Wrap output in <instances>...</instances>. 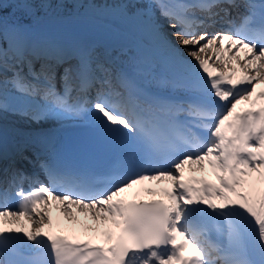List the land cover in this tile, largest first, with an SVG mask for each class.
<instances>
[{
    "label": "snow or ice",
    "instance_id": "1",
    "mask_svg": "<svg viewBox=\"0 0 264 264\" xmlns=\"http://www.w3.org/2000/svg\"><path fill=\"white\" fill-rule=\"evenodd\" d=\"M77 7L111 9L134 47L35 34L41 13ZM258 86L264 0H0V264H264ZM9 115L40 150L5 147ZM69 120L107 150L103 166L51 142ZM206 166L214 180L185 175ZM146 182L164 199L132 193Z\"/></svg>",
    "mask_w": 264,
    "mask_h": 264
},
{
    "label": "bare ground",
    "instance_id": "2",
    "mask_svg": "<svg viewBox=\"0 0 264 264\" xmlns=\"http://www.w3.org/2000/svg\"><path fill=\"white\" fill-rule=\"evenodd\" d=\"M112 0H108V3H111ZM235 13V12H234ZM110 17H108L109 21H112V25L115 27V30L113 29H108L107 27H100V26H96L93 24V22H86L85 20H83L82 18H78V17H74L71 16L67 19H64V21L60 24H55L57 26H52V24L48 25L50 27L47 26V29H45L44 31H36L37 32V36L40 35H52L54 37H56L57 39H62L65 41H69V40H81V41H96L97 43H99L100 45H102L105 48H119L121 46L124 47H134V44L126 38V34L123 30L122 25L117 22L114 21L111 18V10H110V15H108ZM82 17V16H81ZM100 19H104V18H100ZM219 27V26H218ZM50 28V29H49ZM107 32V33H106ZM241 55H243V52H241ZM187 59L191 60V57H187ZM39 65L37 64V67ZM240 73L237 72V76H239ZM260 89V86H258L257 90ZM7 119H9V121L12 123L13 127V134L16 138V142L21 141V140H25V139H30L33 140L35 138L34 135H30L29 134V126L27 125V123L20 119L19 117H14L9 115L7 117ZM16 119H18V121H16ZM78 121H66L65 123H76ZM64 123V124H65ZM19 124V125H18ZM17 126V127H16ZM61 125H55V127H59ZM6 127V126H3ZM31 150H36V148L33 146H31ZM29 156H31V151H29ZM34 159V158H33ZM16 167L20 168L22 171H24L26 174L28 175H33L35 174L39 180L41 181H45V177L43 175V173L40 172L38 167H35L34 164H29V163H24L23 165H17ZM208 172H204V173H197L198 176H203V174H206V176H211V170L208 169ZM185 175H189L188 171H185ZM2 179H5L3 174L1 176ZM25 185V187H24ZM23 185L25 191L28 190L29 188V184L27 182H25ZM148 186L150 187H154V185L152 183H146L145 188H147ZM144 188H139V186H136L133 190L132 193L136 192V191H140L141 192V198H143L144 196H147L148 194L143 192ZM130 194V193H129ZM52 216H53V222H54V227H53V231L57 232L58 234H66L65 232H63L61 229H57L55 227V223H56V219L59 216V213L56 211L55 208L52 209ZM81 221H84V217L81 216ZM60 220L62 221V225H66L68 222L65 221L63 219V217H60ZM88 223H91V221H87ZM22 225L29 230H34L35 226L31 225L29 221L27 220H22L21 221ZM81 235L83 236V234L81 233Z\"/></svg>",
    "mask_w": 264,
    "mask_h": 264
},
{
    "label": "rangeland",
    "instance_id": "3",
    "mask_svg": "<svg viewBox=\"0 0 264 264\" xmlns=\"http://www.w3.org/2000/svg\"><path fill=\"white\" fill-rule=\"evenodd\" d=\"M97 2H99V3H103L104 2V0H97ZM79 10H80V8H76L75 9V13L76 14H78V15H74V17L76 16V17H78V18H82L83 20H85L86 22H93V24L94 25H96V26H100V27H107L108 29H113V30H115V27L112 25V21H109L108 19V17H110V16H108V15H110V10L111 9H105L104 11H105V13H107V18H104V19H97L96 18V16H97V13H98V10L97 9H94V8H90V9H84L85 11H87L86 13H84V12H79ZM82 16V17H81ZM69 17H71V16H69ZM69 17H67V18H69ZM67 18H64V19H67ZM64 19H58L59 21L57 22L56 20H52V21H41V22H39V23H37L35 26H34V32H35V34H37V32L35 31V29L37 28V27H42L41 29H39V31H44L45 29H47V26L48 25H50V24H52V23H54V24H52V26H57V25H55V24H60V23H62L63 21H64ZM48 27H50V26H48ZM50 29V28H49ZM107 33V32H106ZM16 121H18V119H16ZM2 124H6V125H8V126H14V125H12V123L9 121V119H7V118H5L3 121H2ZM19 125V124H18ZM17 127V126H16Z\"/></svg>",
    "mask_w": 264,
    "mask_h": 264
},
{
    "label": "trees",
    "instance_id": "4",
    "mask_svg": "<svg viewBox=\"0 0 264 264\" xmlns=\"http://www.w3.org/2000/svg\"><path fill=\"white\" fill-rule=\"evenodd\" d=\"M74 11V9L72 8H68V9H59V10H54L52 12L49 13L48 16H44L43 13H41V19L42 18H50V17H60V16H66V15H70L72 14Z\"/></svg>",
    "mask_w": 264,
    "mask_h": 264
}]
</instances>
